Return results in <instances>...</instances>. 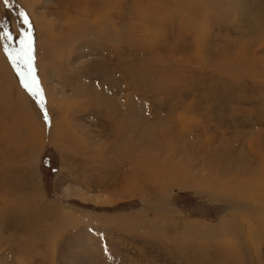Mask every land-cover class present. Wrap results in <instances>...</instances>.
Wrapping results in <instances>:
<instances>
[{"label": "rangeland", "instance_id": "374dc122", "mask_svg": "<svg viewBox=\"0 0 264 264\" xmlns=\"http://www.w3.org/2000/svg\"><path fill=\"white\" fill-rule=\"evenodd\" d=\"M54 3L0 0V264H264V234L187 239L180 259L148 220L215 227L233 207L190 185L159 200L139 166L210 175L216 151L263 179L264 0Z\"/></svg>", "mask_w": 264, "mask_h": 264}, {"label": "bare ground", "instance_id": "6f19581e", "mask_svg": "<svg viewBox=\"0 0 264 264\" xmlns=\"http://www.w3.org/2000/svg\"><path fill=\"white\" fill-rule=\"evenodd\" d=\"M39 1L40 0H22V3L26 5L27 7L29 6V8L30 7L32 8V6H35L36 3H38ZM107 2L108 0H55L54 4L63 5V6H66V5L67 6H81V7H86V8H89L92 5L97 4L101 8H103L104 4L106 5ZM103 17L104 16L102 13H98L94 15V18L95 19L97 18L100 21H103ZM70 28L74 29L75 25L74 27H70ZM0 45L2 46V43H0ZM3 58H1L0 56V72H4L5 74H7L8 72H7L6 67L8 63H6L7 59L4 62ZM11 76H13V74ZM6 111L7 109L5 110V113ZM34 113L36 114V112ZM27 133L25 134V136L27 135ZM55 133L56 132L53 133L54 136H55ZM35 137L36 136H34V139L33 138L31 139L35 140ZM18 142L20 143V141ZM33 143L35 144V142ZM211 152L214 155L215 161H222L225 158H227V160L229 159L228 160L229 162L225 163L223 161L224 164H222L223 162H219L220 164H222L220 165L217 162H213L211 159L203 161V162H206L205 167H207L210 170L209 172L211 173L210 175L209 174L206 175L203 173H202L203 175L201 174L199 175L197 173L198 175L194 176L192 169L190 167L192 165H186L187 163H184V162H183L184 165L182 163L180 164V162L174 160L175 158L173 157V155L169 161L165 162L164 159H162L159 155H154V154L152 155L150 153V155L148 156V162L146 163V165L139 163L140 170H142L141 172L144 175L145 184L152 187V189L156 193L155 195L157 196L159 200H163L165 198L164 192H163L165 188L172 187L173 185H181V186L190 185V186H194V187L196 186L198 188H202L203 189L202 191L204 192L206 191L209 197L216 196L215 198H219L221 200L227 201L233 207L229 215L221 218V221L215 227H212V226L209 227V226H206L200 223H193V222L188 223L187 221H182V222L177 221V220H176L177 222L173 221L170 218V215L172 214H169L166 208H165L166 210L161 209V211H163V214L164 213L166 214L163 216V218H154L152 220H148V224L150 228H152V231L154 232L159 231L160 233H163L165 237H167L168 239L172 241V245H173L172 247L175 251L179 253L180 259H184L185 257H187V254L185 252L187 239H201V238L205 239L211 236H221V237L230 236L237 241L239 240L238 243L244 246L243 245L244 242L241 241V237L246 238V239L248 238L252 239L251 236H254L253 240L254 239L257 240V238H259L260 236H262V234H264V222L262 221V218H261L262 212L260 211V206L254 205L253 204L254 202L253 201H252L253 203L251 202L252 199L249 200L248 198V196H253V197L258 196L261 201L264 200V176H263V179H260L261 177L259 178V175H258L259 173L257 171L256 172L253 171V169L251 168V165H253L254 163L250 162L249 160H246V158L244 159L246 160L245 162L247 164V167L246 169L242 170L243 167H241L240 161L232 160L231 158H229V156L224 157L225 155L219 156L217 155L219 153L216 151H211ZM258 157H259L258 160L262 166L261 172L264 174V156L262 157L259 155ZM179 168L182 170V173L179 174L180 176H182V179H180L178 176ZM2 184L4 186L3 182ZM222 196L223 197L225 196V198H223ZM57 217L58 219H60V223H61V222H65L68 216H66L62 212H58ZM243 219L245 220L247 219L249 221L245 222ZM172 224H175L174 227L172 226ZM170 226H172L175 229L173 231L167 230L166 228L168 227L170 228ZM181 228L183 229V231H180ZM192 245L196 246L194 244ZM195 248H198V247L196 246ZM174 250L173 252H175ZM245 252L246 251L243 252L242 257L240 255L241 260L245 258ZM192 257L196 261L202 260V259L204 260L205 258L203 252L202 251L200 252L198 250L193 253ZM254 259L256 260V257H254Z\"/></svg>", "mask_w": 264, "mask_h": 264}, {"label": "snow or ice", "instance_id": "6c2138e0", "mask_svg": "<svg viewBox=\"0 0 264 264\" xmlns=\"http://www.w3.org/2000/svg\"><path fill=\"white\" fill-rule=\"evenodd\" d=\"M5 3H7V0H5ZM2 28H3V25H2V24H0V29H2ZM4 35L6 36V35H8V34H7V33H5ZM0 38H3V37H0Z\"/></svg>", "mask_w": 264, "mask_h": 264}]
</instances>
